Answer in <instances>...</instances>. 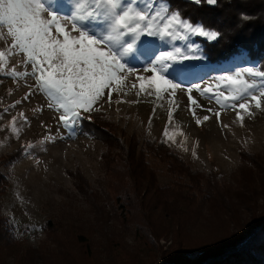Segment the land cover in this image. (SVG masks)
<instances>
[{"label":"rangeland","instance_id":"1","mask_svg":"<svg viewBox=\"0 0 264 264\" xmlns=\"http://www.w3.org/2000/svg\"><path fill=\"white\" fill-rule=\"evenodd\" d=\"M141 39L161 43L154 37ZM192 42L202 52L206 44L214 43L202 37ZM9 45L10 38L0 35V51L6 53L0 64V110H9L0 111V125L8 129L0 131V176L6 180L0 183V232L12 240L3 243L0 264H183L172 260L178 249L183 255L199 253L233 233L246 236L252 216L264 214V98L260 110L250 101L251 114L240 112L244 116L241 124L237 109L221 107L194 90L192 96L203 109L220 113L217 118L192 106L201 119L198 126L186 92H178L174 100L166 94L160 99L143 93L138 97V87L132 89L128 84L124 88L127 95L113 93V102L104 103L91 119L99 127H110V135L120 142L117 147L105 135L104 140L89 136L81 123L72 128L61 126L55 105L49 108L48 97L39 90L12 109L36 82L31 77L17 82L9 78L7 72L12 68L31 71L30 66L19 64L22 56L11 54ZM173 46L186 50L180 41ZM170 47L165 46L166 50ZM183 63L197 69L196 79L185 80V87L239 67H257L247 50L238 59L220 64L206 58ZM20 112L28 123L19 118ZM204 115L210 119L204 121ZM13 118L18 138L12 134ZM166 129L175 143L165 138ZM133 137L139 141V151L146 140L168 146L200 178L196 180L199 191L190 189L195 180L170 173L168 161L155 162L147 155L146 162L154 171L146 179L154 181L151 190L160 197L150 200L152 196L143 193L148 182L136 192L134 177L126 171V152ZM28 144L30 149L24 147ZM174 193L194 201L182 207L183 200L173 199ZM226 205L237 210L231 208L230 213ZM145 207L149 217L143 220ZM147 221L153 235L159 236L150 246L145 240L139 243L138 236L139 226Z\"/></svg>","mask_w":264,"mask_h":264},{"label":"snow or ice","instance_id":"2","mask_svg":"<svg viewBox=\"0 0 264 264\" xmlns=\"http://www.w3.org/2000/svg\"><path fill=\"white\" fill-rule=\"evenodd\" d=\"M189 2L194 6H222L221 0ZM64 12L68 14H61ZM236 15V24L231 29L233 35L254 21V16L247 12ZM0 35L10 38L11 54L22 56L19 64L31 68L30 72L12 68L7 72L9 78L17 82L31 77L36 82L35 88L29 86L31 90L11 108L39 90L48 97L49 108L55 105L59 124L64 128L90 121L94 113L102 111L104 103L113 102V93L127 95L124 88L128 84L132 89L138 87V97L143 93L160 99L166 94L174 100L178 92H186L189 110L198 126L201 119L192 106L217 118L220 113L203 109L192 96L194 90L207 94L221 107L237 109L236 119L241 124L244 116L240 112L249 113L250 101L257 110L262 108L264 86L258 82H264V69L259 67H239L204 80L203 86L201 82L184 86V81L195 76L197 69L183 62L206 58L200 45L192 42L193 38L216 42L224 33L216 25L192 22L183 9L171 6L166 0H59L58 3L0 0ZM142 37H154L161 43L142 40ZM176 41L183 42L186 50L173 46ZM165 46H171L170 50ZM5 56L0 51V64ZM168 115L171 121L173 113L169 111ZM19 118L28 123L23 112ZM202 119L207 121L210 116L204 115ZM15 124L16 118H13L12 134L18 138ZM0 131L8 129L0 125ZM164 136L175 143L167 129ZM24 147L30 149L32 145Z\"/></svg>","mask_w":264,"mask_h":264},{"label":"trees","instance_id":"3","mask_svg":"<svg viewBox=\"0 0 264 264\" xmlns=\"http://www.w3.org/2000/svg\"><path fill=\"white\" fill-rule=\"evenodd\" d=\"M167 1L173 7L183 9L185 16L190 18L192 22H203L216 25L224 33L218 41L206 44L203 47V53L209 63L220 64V62L225 59H237L238 55L242 53V50H247L249 60L255 62L257 67L264 69V0H246L244 3H242L241 0H231V2H229V0H221V7H213L206 4L194 6L190 4L189 0ZM240 11L252 14L254 16V21L247 24L243 29L233 35L231 29L236 24V14ZM97 114L98 113H95L93 116L95 117ZM81 124L82 130L88 133L89 136L99 137L104 140L103 135H105L110 137V139L116 143L117 147L120 146V142L116 141L117 137L115 135H110L112 134L110 127H99L94 120H84ZM102 131L104 134H102ZM135 139L136 138L133 137L129 141L130 145L126 152V171L131 177H134L132 183L136 192L138 188L141 190V187L145 186L148 182L146 176L154 171V167L149 166L146 162L147 155L155 162L158 161L163 163L168 161V171L170 173L180 176L186 175L188 179L195 180V184L190 189L199 191L197 186L198 182H196V180L198 181L200 178L194 177L189 167L181 163L176 153L169 149L168 146L157 141L146 140L143 142L144 147L139 151L137 149L139 141ZM110 146L112 145L110 144ZM170 160L176 161V164L171 165V163H169ZM0 183H6V180L1 176ZM153 184H155L154 181H149L143 192L152 196L150 200H155L160 197L158 195L159 193L155 192L154 189L151 190ZM177 187L179 190L181 189V187ZM173 192L179 191L175 189ZM140 193H136L137 196H139ZM179 195V193H174L173 199H176V201L180 199L183 200V206L180 205L182 207L186 205V201L191 204L194 201L190 196L180 197ZM180 206H178V209H181ZM176 208L177 207H175V209ZM231 208V211L237 210L234 206L231 207L226 205L225 207L226 210L232 213L230 211ZM143 211L144 215H142V217L143 220H145L149 217V213L147 215L146 207ZM252 217L246 236L242 235V233H237L235 235L233 233L230 237L225 238V240L209 246L199 253L192 252L183 255V251L181 252V250L178 249L172 260L183 264H264V214ZM1 224H3L2 221H0V225ZM136 226L138 227L139 225L136 224ZM139 229V243L145 240L146 245L150 246L154 245L155 240H158L159 236L156 233H154V235L152 233L150 222L147 221L144 224L142 222ZM8 240L12 241L5 232L4 235L0 232V252L3 243L7 244ZM175 241L178 243L177 240Z\"/></svg>","mask_w":264,"mask_h":264},{"label":"bare ground","instance_id":"4","mask_svg":"<svg viewBox=\"0 0 264 264\" xmlns=\"http://www.w3.org/2000/svg\"><path fill=\"white\" fill-rule=\"evenodd\" d=\"M196 79V75L194 76V78H190V80H195Z\"/></svg>","mask_w":264,"mask_h":264}]
</instances>
